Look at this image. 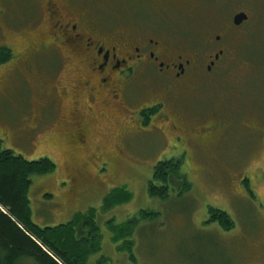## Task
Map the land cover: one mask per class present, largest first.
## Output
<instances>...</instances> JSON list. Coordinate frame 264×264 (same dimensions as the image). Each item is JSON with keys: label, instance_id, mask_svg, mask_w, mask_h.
<instances>
[{"label": "rangeland", "instance_id": "rangeland-1", "mask_svg": "<svg viewBox=\"0 0 264 264\" xmlns=\"http://www.w3.org/2000/svg\"><path fill=\"white\" fill-rule=\"evenodd\" d=\"M131 1L141 18L172 41L199 47L226 29L220 39L231 50L226 68L198 91L199 99L194 94L167 106L174 116L185 115L182 123L192 125L224 120L219 114L223 107L228 117L224 124L232 116L231 123L225 125L223 141L203 149L164 140L146 129L129 144L121 138L129 121L118 115L103 125V140L77 149L76 155L60 139L58 128L29 123L27 93L31 89L32 96H42L58 67L19 52L24 40L14 30L27 23L28 0H0V45L14 50L13 59L0 66L1 145L28 159L48 156L57 164L56 171L32 177L29 198L35 221L54 226L67 223L76 212L89 215L95 209L100 242L96 249V241H89L92 252L86 264H264V0ZM243 11L249 19L234 26V15ZM153 77L155 81L150 74L137 81L142 99L161 89V78ZM38 131L42 133L36 138ZM179 156H184L191 189L178 185L165 198L151 195L155 165ZM115 188L128 190L131 198L105 210L104 198ZM211 207L226 211L234 226L224 229L210 220ZM87 227L92 231V224Z\"/></svg>", "mask_w": 264, "mask_h": 264}, {"label": "flooded vegetation", "instance_id": "flooded-vegetation-1", "mask_svg": "<svg viewBox=\"0 0 264 264\" xmlns=\"http://www.w3.org/2000/svg\"><path fill=\"white\" fill-rule=\"evenodd\" d=\"M28 2L27 23L14 30L24 40V49L19 52L41 65L58 67L54 79L41 89L42 96H32L31 89L27 93L30 124L58 128L60 139L76 155L77 149L103 140L107 136L103 125L118 115L129 121L121 133L129 144L143 129L155 131L164 140H178L186 147L203 149L223 141L228 120L223 107H219V114L224 120L215 118L192 125L182 123L185 115L174 116L167 105L184 97L191 99L194 94L199 99L198 91L226 68L230 47L227 41L220 42L226 29L197 47L158 34L155 25L137 13L131 0ZM42 56L56 59L43 60ZM148 74L154 81L153 76L161 78V89L142 99L136 83ZM42 132L38 131L36 138ZM102 156L107 154L100 155L104 159Z\"/></svg>", "mask_w": 264, "mask_h": 264}, {"label": "trees", "instance_id": "trees-1", "mask_svg": "<svg viewBox=\"0 0 264 264\" xmlns=\"http://www.w3.org/2000/svg\"><path fill=\"white\" fill-rule=\"evenodd\" d=\"M13 57L10 46L0 45V66ZM183 163L184 156L159 161L149 183L150 194L165 198L170 188L178 185L190 190L192 183L183 171ZM56 169L57 164L50 157L28 159L3 147L0 141V264H27L25 259H33L37 264H86L92 252L88 249V244L92 246L89 241H96V249L99 248V234L94 231L95 209H90L89 215L76 212L67 223L54 226L35 221L29 198L32 177ZM130 198L128 190L112 189L104 198V209ZM210 211L213 212L210 220L218 221L224 229L234 226L226 211L213 207ZM89 224L93 225L90 232Z\"/></svg>", "mask_w": 264, "mask_h": 264}, {"label": "water", "instance_id": "water-1", "mask_svg": "<svg viewBox=\"0 0 264 264\" xmlns=\"http://www.w3.org/2000/svg\"><path fill=\"white\" fill-rule=\"evenodd\" d=\"M248 14L247 12H239V13H236L233 17V23L235 25H240L242 24L244 21H246L248 19Z\"/></svg>", "mask_w": 264, "mask_h": 264}]
</instances>
